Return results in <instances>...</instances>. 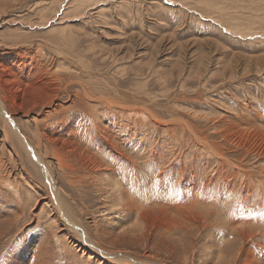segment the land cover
<instances>
[{"label": "rangeland", "instance_id": "1", "mask_svg": "<svg viewBox=\"0 0 264 264\" xmlns=\"http://www.w3.org/2000/svg\"><path fill=\"white\" fill-rule=\"evenodd\" d=\"M0 1V43L14 48H29L33 54L40 53L42 56H38V59L48 68H58L66 82H74L75 87L69 89L72 94L81 90L82 82L88 84L91 81L95 88L105 91L108 98L129 108H136L137 105L141 109L142 113H128L126 118L130 130H139L143 135L136 139V143L142 145L141 150L134 146L128 151L129 155L140 154L137 159L142 168L141 178L146 182V193H143L144 200H141L142 203L146 202L142 206L143 217L149 220L150 213L154 212L152 200L166 196L167 192L176 195L175 189L179 185V175L175 174L176 181L169 177L170 181L164 185L166 188L148 186L154 174L148 168L145 170V160L150 158L144 157L153 151V147L157 146L156 149L165 157L164 167L167 161L176 166L182 163L190 166L201 156L195 164L201 163L207 168L206 178L211 179L207 192L209 198H216L217 202L213 204L209 199L198 209L202 208L210 228L188 233L182 229L172 230L170 243H175L178 248L176 252L140 240V233H144L145 229L147 232L150 226L146 219L147 226L143 229L145 218L137 220L138 215L132 214L131 219H122V226H112L110 215L105 213L108 204L98 191L84 184L78 189L80 192L76 194V202L84 210L88 222L91 221L89 223H92L93 230L95 228L92 235H98L96 241L100 245L111 253L154 255L166 264H229L231 256L227 252L236 251L232 252L235 255L242 248L241 240L231 234L230 226H253L259 229L255 239L259 238L260 244L251 249L253 241L247 248L254 263L264 264V248L261 247L264 243V0ZM76 71L81 77L71 78L70 73ZM88 71L93 80L89 79ZM99 108L103 110L101 106ZM155 118L160 123L165 122V125L158 126ZM21 120L23 125H32L31 122L23 123L25 119ZM191 130H195L199 139L194 138ZM144 136L145 141L142 139ZM150 140L154 141L151 143L153 146ZM206 154L209 155L208 159ZM8 169L12 172L11 176L17 175L15 178L21 180L20 165L8 163ZM160 169L159 166L155 167L156 171ZM257 173L262 174L258 176ZM206 178L202 176L196 179L200 189L205 186ZM31 189L25 186L21 198H14V208L19 201L27 202V209L31 208V211L34 208L33 212L42 214V223L38 219L30 222L23 220L14 226L15 240L11 251L14 250V255L29 243L33 247L31 250H36L43 245L46 237L51 236L50 233L60 228L50 208L46 204V208L43 206L46 201L35 205L37 199L44 198L43 191L39 189L41 194H36ZM149 192L153 199H146L145 195ZM0 198H5V194ZM159 219L177 226L168 217L160 216ZM103 228H114L111 233L114 237L109 239L102 234ZM19 229H25L26 241L24 236H17ZM157 229H161L158 234L167 231L163 226ZM118 238L120 242H116L114 248L112 244ZM12 239V236H8L1 241L5 246L0 253L2 259ZM55 243L49 247L52 258L47 255V259L55 264H71V256L60 255ZM223 254L227 256L222 258ZM82 261L79 259L77 264H86ZM238 261L244 264V255Z\"/></svg>", "mask_w": 264, "mask_h": 264}, {"label": "bare ground", "instance_id": "2", "mask_svg": "<svg viewBox=\"0 0 264 264\" xmlns=\"http://www.w3.org/2000/svg\"><path fill=\"white\" fill-rule=\"evenodd\" d=\"M28 49L14 48V46L9 47L0 43V195H3V193L5 194V198H0V253L4 251H2V248L5 249L1 241L8 236H12L13 238L9 244L10 248L7 254H5V257L3 259L0 257V264H48L49 262L55 264L51 259H47L46 257L49 255V257L52 258L49 247H52L54 241H56V250H58L60 255L65 254L71 256V264H77L79 259H82L86 264H166L162 259L160 260L156 258L157 256L150 254L111 253L110 250H107L96 241V236L98 235H92L95 228L93 230L92 223H89L91 221L88 222L84 210L78 206L76 202L77 195L80 192L78 189L82 188L84 184H88L92 189L98 191L100 197L108 204L107 212L105 211V213L110 215L113 221V224H111L112 226H122V219H131L132 214L138 215L137 220L140 221L145 218L143 217L144 208H142V206L146 202L142 203L141 200L143 199V193H146V191H144L146 182L141 178L142 168L137 159L139 153L136 156L133 154V156L129 155L128 153L134 146H136L139 151L141 150L142 145L136 143V139L142 134H140L141 131H139L137 127L136 129L138 131L132 129L135 131L132 132L130 130V123L126 118L128 113H142L140 111L141 109H139L137 105L136 108H129L119 101L108 98L106 92L95 88V84L91 81H89L88 84H83L82 82L80 84L81 90L77 91L76 94L70 93L69 89L75 87L74 82L72 80L66 82L62 71L54 67L48 68L46 63L38 59V56H42L40 53L37 52V54H33L34 52ZM78 72L79 71L70 73L71 78H80L81 75ZM87 74L89 79L93 80L91 72L88 71ZM98 106H101L103 110ZM21 119L26 120L23 123L31 122L32 125L28 126L26 123L23 125ZM154 122L158 126L165 125V122H161V124L156 118ZM166 131L167 130H165V133ZM172 131L170 132L172 133ZM190 132L194 138H198L195 130H191ZM174 134L177 136V133ZM182 134L181 132V135ZM146 137L148 136L146 135ZM146 137L144 136L141 138L144 140ZM146 140L148 141V139ZM154 141L149 143L151 144ZM201 142L205 144L204 141ZM184 145L187 144L185 143ZM147 146L149 145L145 147ZM156 147L152 148L153 151L148 152L149 157H147L148 155L144 157L150 158L145 160V170L148 168L151 173L154 174L153 178H150L151 184L148 186H164L169 180V177L171 180L176 181L175 174L179 175V185L177 184L178 187L175 189L177 192L176 195L167 192L166 196L152 200L153 203H151L153 206L151 208H153L152 210H154L155 213L151 212L150 218L147 216L149 220L147 218L144 219V224L147 219V223H149L148 225L150 226L147 232H145L147 225H144L143 221L142 223L140 222L145 226L143 228L145 229L144 233L140 231V240H144V242L148 241L154 244V247H158L159 245L165 249L168 248L167 251L174 249L173 251L176 252L178 250L177 246L175 243H170L172 230L182 229L188 233L195 229L204 231L210 228V226L207 225L208 222L205 214L201 211L202 208L198 209V206L202 205L204 202H209L210 198L207 190L210 188L211 179L206 178L207 168H205L203 164H195V162H199L198 159L201 156L199 158L197 157L198 161L194 160V164L191 162L192 165L190 164V166H187L186 163L176 166L167 161V163H169H166L167 166L164 167L166 159L160 154ZM166 147L167 146H165V148ZM184 147L185 146H183V148ZM149 149H151V147ZM162 149L163 148L160 150ZM205 151H207V149ZM144 152L147 151L145 150ZM196 154L194 156H197ZM198 154H200V152ZM185 155L186 154H184V156ZM206 155L208 159L209 155ZM206 155H204V157ZM187 158L189 159V157ZM182 162H184V160ZM8 163L17 166L20 165L22 167L20 172L23 176L20 178L22 182L15 178L17 175H14V177L11 176L12 172L8 169ZM228 163H230V161H228ZM156 166H159L161 169L156 171ZM224 167L226 168L227 166ZM177 171L178 173H176ZM167 173H169L168 176ZM253 173L255 172H252V174ZM261 174L259 175L261 176ZM202 176L206 178V183L204 182L205 186L200 189L198 183H196V179L202 178ZM252 180L254 181L255 179ZM261 182H263V179ZM25 186L31 187V190L35 191L36 194H41L40 191H43L44 198L39 201L37 199L35 205H41L43 201H46L43 203V206L45 207L47 205L50 208L51 215H53L54 219L59 223V229L61 230L56 229L54 233H50L51 236L46 237V241L43 242V245L36 250H31L33 247H31L29 243L27 247L23 246V248L14 255V250L11 252L15 240L14 226L18 225L23 220L30 222L31 220L38 219L40 223L43 218L42 214L38 215L32 211L34 210L33 207L31 211V208L27 209L29 205L27 202L21 203L19 201L18 204H16V208H14V198H21ZM172 186H174V184ZM249 186L248 184V187ZM228 187L229 186H227V188ZM245 189L248 191L246 186ZM188 190L190 191L189 193H187ZM221 192L218 193L220 194ZM145 196L146 199H153L150 192ZM211 199L210 201L216 204L217 199ZM247 204L246 207L248 206ZM160 216L168 217L169 221L175 222L177 226L171 225L168 221H160ZM140 223L138 224L140 225ZM231 225L233 224L231 223ZM136 226L138 225L136 224ZM159 226H163L167 231L158 234L161 233V229H157ZM230 227L231 234L235 239L241 240L242 248L238 249L239 251L235 255L233 253L236 251H232L233 253L231 251L227 252V255L231 256L229 264H239L238 260L242 255H244L245 258L244 264H256L252 261V255L247 246L252 245L251 242L254 241V245L251 246V249L256 246L259 247L260 243L258 241L260 240L259 238L255 239L258 237V227ZM113 229L114 228H103L101 233L110 239L114 237V235H111ZM24 230L25 229H19L17 236H24L26 241L27 235L24 233ZM58 230L60 231L59 233L57 232ZM207 232L208 231H206V233ZM62 234L65 235L62 237L60 236ZM188 236H190V234H188ZM137 238L139 237H136V239ZM138 240H136V242ZM116 242H120V238L113 242L112 245L114 248L116 247ZM139 242L143 243L142 241ZM261 247L264 248V243L261 244ZM260 252L262 253V250H260ZM227 255L223 254L222 258ZM186 260L189 261V259Z\"/></svg>", "mask_w": 264, "mask_h": 264}]
</instances>
